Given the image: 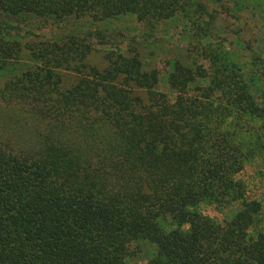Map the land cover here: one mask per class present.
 Masks as SVG:
<instances>
[{"label":"trees","instance_id":"trees-1","mask_svg":"<svg viewBox=\"0 0 264 264\" xmlns=\"http://www.w3.org/2000/svg\"><path fill=\"white\" fill-rule=\"evenodd\" d=\"M258 24L264 1L0 0V264H264Z\"/></svg>","mask_w":264,"mask_h":264},{"label":"rangeland","instance_id":"rangeland-1","mask_svg":"<svg viewBox=\"0 0 264 264\" xmlns=\"http://www.w3.org/2000/svg\"><path fill=\"white\" fill-rule=\"evenodd\" d=\"M254 1H264V0H254ZM244 18L243 21H246L249 19V15L248 14H244ZM262 24V23H261ZM261 24H258V26H256V28H253V25H250L248 27L249 30H245L244 28V32L242 35H244V37L248 40L251 41H255L257 45H261V42H264V28H262ZM141 33V32H140ZM224 35V33H222ZM147 35H149V33H147ZM168 37V36H165ZM229 37L232 38L231 40H235L236 34H229ZM152 40V39H151ZM228 41H230V39H228ZM227 48L231 51L235 50L236 54H237V58L242 60L243 62H250V58L248 57V53L246 51L240 50L238 47L233 46L231 44H229V42H226ZM153 48H155L154 50L157 51V56H155V60L154 63L157 64L160 67H166L168 66L167 61L176 56L178 53L177 52H181L184 47V44L180 41H178V39L173 40L172 42L169 41H165L163 42L162 45H153L152 46V50ZM5 80V77L0 74V88L3 84ZM1 105V104H0ZM252 170L255 171V169L253 168ZM262 172L264 173V168L262 169Z\"/></svg>","mask_w":264,"mask_h":264}]
</instances>
